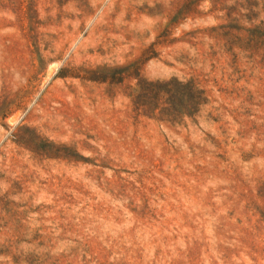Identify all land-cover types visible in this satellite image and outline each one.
<instances>
[{
	"label": "rangeland",
	"instance_id": "obj_1",
	"mask_svg": "<svg viewBox=\"0 0 264 264\" xmlns=\"http://www.w3.org/2000/svg\"><path fill=\"white\" fill-rule=\"evenodd\" d=\"M0 264H264V0H0Z\"/></svg>",
	"mask_w": 264,
	"mask_h": 264
}]
</instances>
